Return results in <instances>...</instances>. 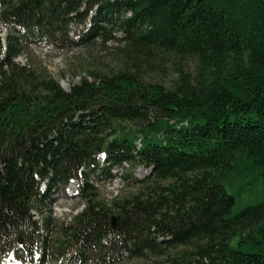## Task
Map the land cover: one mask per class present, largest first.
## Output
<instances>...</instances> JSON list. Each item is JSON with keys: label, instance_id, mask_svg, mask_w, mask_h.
Here are the masks:
<instances>
[{"label": "trees", "instance_id": "obj_1", "mask_svg": "<svg viewBox=\"0 0 264 264\" xmlns=\"http://www.w3.org/2000/svg\"><path fill=\"white\" fill-rule=\"evenodd\" d=\"M0 7L1 21L59 49L73 45L68 24L96 7L88 39L104 44L114 27L123 35L117 69L90 72L68 92L45 69L15 64L14 44L0 60V256L43 247L31 215L44 200L40 182L52 189L78 181L104 154L110 166L138 165L151 175L110 205L86 184L84 210L47 243L51 259L264 264V0H0ZM164 59L173 60L170 87L145 83L144 68ZM244 191L251 200L233 214Z\"/></svg>", "mask_w": 264, "mask_h": 264}, {"label": "rangeland", "instance_id": "obj_2", "mask_svg": "<svg viewBox=\"0 0 264 264\" xmlns=\"http://www.w3.org/2000/svg\"><path fill=\"white\" fill-rule=\"evenodd\" d=\"M93 16L94 12L83 23L72 21L68 24L67 36L69 40L73 41V45L68 49H59L46 38L36 37L29 40L25 38V33L20 27L0 20V49L2 51V54L0 53V60L5 58V52L9 44H14L20 51L19 55L12 60L15 64L27 66L31 63L36 67L45 69L48 74L58 79L60 87L66 92L73 85L80 82L82 78H88L90 72L107 73L115 70L119 63V60L115 56V48L120 46L117 40L123 35L117 27H114L108 28L105 31V37L108 36L111 39L104 44H101V41L98 39L94 41L87 39L85 35L91 26ZM172 61L164 59L163 61H157L153 65H149L148 68H144L141 73L143 81L145 83H158L164 87H170L172 81L175 79ZM182 66L186 70L192 67L190 63L185 62H182ZM105 159L104 156L97 157L96 162L99 167L91 171L86 170L87 172H85L88 177L91 193L95 195L97 201H102L107 205H110L113 199L136 192L137 188H134L133 184L135 185V182L142 181L150 175L149 170L138 165L123 164L121 167L115 166L109 169V165L105 164ZM105 168L109 169L108 175L103 173V169ZM126 174H131V181L128 182V180L124 179ZM80 187L81 185L77 183H69L65 189L58 186L52 189V191L50 190L51 193L48 197V200L51 201L50 204L42 202V206L39 207L40 212L37 209L32 211L31 215L34 217L33 219L41 223L39 235L43 239V247L42 243H40L37 250L36 244L34 251L36 253H33V257L31 253L28 256L19 252L17 256L20 258V261L26 262L25 258L28 256L31 257V260L33 258L35 264H69L64 259L59 258L57 261L51 259L48 255L49 248L47 247V243L55 239L58 228L61 225H67L72 221L74 216L84 210L86 203L79 196ZM43 190L44 185L41 188L42 192ZM250 200L247 193L245 191L242 192L233 207V214L240 211ZM44 220L47 221V226H44ZM45 242L46 245L44 247ZM22 243L23 240L18 244ZM40 259L41 261L38 262ZM150 260V264L154 261H162L155 258H151ZM6 263L4 262V264ZM118 264L149 263L143 259H131L125 254Z\"/></svg>", "mask_w": 264, "mask_h": 264}, {"label": "water", "instance_id": "obj_3", "mask_svg": "<svg viewBox=\"0 0 264 264\" xmlns=\"http://www.w3.org/2000/svg\"><path fill=\"white\" fill-rule=\"evenodd\" d=\"M120 218H121L120 215L111 217L109 225H110V229L112 231H116L117 230V226H118V223L120 221ZM18 241L21 242V238L20 237L18 238Z\"/></svg>", "mask_w": 264, "mask_h": 264}]
</instances>
